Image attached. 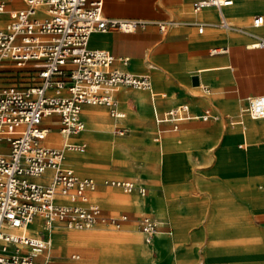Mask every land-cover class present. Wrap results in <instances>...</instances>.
<instances>
[{
    "label": "crops",
    "instance_id": "obj_1",
    "mask_svg": "<svg viewBox=\"0 0 264 264\" xmlns=\"http://www.w3.org/2000/svg\"><path fill=\"white\" fill-rule=\"evenodd\" d=\"M237 2L238 9L230 8L232 5L223 7L220 11L214 7H205L194 13L191 0H103L102 12L107 17L139 18L150 23L131 32L117 29L93 32L89 36L88 47L108 50L115 58H127L126 65L116 59L112 66L137 74H148L154 95L144 89L120 87L115 92V97L117 110L123 113L122 117L111 116L105 105L83 104L80 119L84 123V130L86 123V127L99 122L112 125V122L103 120L106 108L109 117L122 122L126 113L120 109L121 93L125 96V100L121 101L126 105L127 111L148 118V105L144 101L146 94L154 120L155 132L152 140L156 149L148 148L144 157L154 159L155 164L147 166L142 173L150 176L144 184L136 178L125 180L126 172L120 171L121 180L144 187V195H140L136 189L125 192L119 187L104 185V180L120 179L106 175L103 170L105 174L102 173L96 178L89 174L90 169L87 168L88 174H78L70 157L71 152L66 153L67 164L63 161V165L72 168L79 177L93 178L97 186L88 196L90 201L100 205L105 216H128L120 229L98 224L78 231L119 232L125 226L137 228L143 248L133 255L130 264H264V120L255 126L251 125L247 134L239 131L235 122L239 113L245 111L248 96L264 94V49L249 47L253 41L252 35L264 37V25L257 29L252 27L250 20L264 9H239V5L245 1ZM260 3L264 7V0H260ZM23 6V0H6L7 9ZM220 15L228 22L230 20L233 28L215 25ZM7 17L6 13L0 16V25ZM157 21L167 22L164 30L159 29ZM193 22H206L207 25L202 32H198V27ZM129 96L137 105L136 109L127 103ZM180 104H186L189 113L194 115L179 121L175 130L172 129L171 122L155 121L156 114L161 115ZM206 110L210 112V117L203 119L201 115ZM42 126L47 128V132L58 134L59 118L53 114L48 115L44 117ZM120 128L127 131L121 123L115 125V133ZM84 130L67 139L73 141L72 143L84 144L86 148L87 142L82 135ZM177 131L178 135L172 134ZM125 132L121 135L117 133V136H123ZM158 135L159 141H156L155 137ZM239 139L241 142L237 143ZM167 141L169 148L165 150V160L168 158L167 160H172L175 164L176 174L172 164V175L185 184L186 191L180 195H169L164 190H158L157 194L173 208L183 205L187 201L185 197H189L192 200L190 204L194 217L186 223L183 237L172 240L169 250H162V240L156 234L150 243L144 241L138 228L140 217H137L150 214L159 224L162 220L153 210L150 187L156 183L152 178L164 171L163 164L158 160V152H162V144L166 148ZM61 142L60 137L59 144H52L59 146ZM238 147L241 151H238ZM7 149V144L2 142L0 150ZM190 151H200L199 157L205 163L214 162L212 168H209L208 178L198 183V188L205 192L203 206L207 208L202 218L195 198L190 195L187 178H184L188 171L185 160ZM88 160L82 161L84 166ZM51 173V170H47L35 180L48 182ZM111 190L114 192L112 195L107 193ZM159 192L163 194L160 195ZM126 195L140 197L144 209L138 212L132 204L120 205L127 202ZM41 223V218H35L27 228L28 234L38 235ZM170 229L169 224L168 230ZM55 230L75 229L59 227L53 231ZM195 241H202V246H193ZM71 258L77 260L79 254H72Z\"/></svg>",
    "mask_w": 264,
    "mask_h": 264
},
{
    "label": "built area",
    "instance_id": "obj_2",
    "mask_svg": "<svg viewBox=\"0 0 264 264\" xmlns=\"http://www.w3.org/2000/svg\"><path fill=\"white\" fill-rule=\"evenodd\" d=\"M194 13L205 7L219 11L234 0H191ZM21 8L7 9L0 0V16L7 19L0 25V66H14L33 71L31 84L0 82V264H47L51 233L55 228L90 229L106 224L120 229L128 220L126 214L105 216L98 203L90 201L88 193L97 183L91 177H79L72 168L63 165L64 148L50 146L42 126L44 117L59 118V132L66 137L84 128L80 119L83 104L105 105L113 117H122L117 110L115 92L120 87L144 89L154 95L148 74H137L112 66L117 59L123 65L127 58H115L108 50L88 47L93 32L117 29L131 32L144 28L149 21L139 18L107 17L102 12L103 0H23ZM202 32L206 22H193ZM160 30L167 22L157 21ZM264 24V11L251 19L252 27ZM218 27L231 28L223 15ZM251 48L264 49V37L252 35ZM216 51V50H213ZM1 70V69H0ZM245 111L254 118H264V94L248 96ZM186 104L177 105L155 121L171 122L190 118ZM206 110L201 118L207 119ZM123 134L125 129H117ZM160 132V131H159ZM159 141V135L155 137ZM68 149L82 151L84 144L65 141ZM51 170L48 182L35 179ZM107 186L125 192L145 188L131 181L104 180ZM41 218L38 235H29L27 228L35 218ZM159 221L143 214L138 228L146 243L158 231Z\"/></svg>",
    "mask_w": 264,
    "mask_h": 264
},
{
    "label": "rangeland",
    "instance_id": "obj_3",
    "mask_svg": "<svg viewBox=\"0 0 264 264\" xmlns=\"http://www.w3.org/2000/svg\"><path fill=\"white\" fill-rule=\"evenodd\" d=\"M207 9L213 11V9L211 8H207ZM262 9H263V6L261 4L260 9L256 11H260ZM0 69H1L0 70V81L3 83H11V84L17 83V84L26 85V84H31L35 80L33 71H28V69L26 68L19 69L14 66L12 67V66H7L5 64H1ZM130 90L138 91L135 89H130ZM122 94L123 93L120 94V98ZM128 99L129 100L127 103L132 108L136 109L137 105L134 104V101L132 100V98L129 96ZM144 99L146 101V104L148 105V110H149L148 118H145L143 116L130 113L129 111H127L126 105L122 103L121 101L123 100L122 98L120 100V109L126 113V118H124L122 122L109 117L106 113V108H104L105 111H104L103 120L112 122V125L106 122H99V123L92 124L91 127H94V128L108 127L109 128L108 137L106 139L101 138L103 140L100 141L101 144L99 146V149L96 150L95 152H93L92 150V147H95V146L91 145V142L89 141V139L85 138V141L87 142L85 151L84 152H74V153L81 155L83 157V158L81 157L83 160H86V161L88 159L90 160H88V162L85 163V166H84V163L80 164V166H78L79 168H77V166L73 163L76 166L75 168L78 174L79 173L88 174V172H86L87 171L86 168H87V169H90L89 174L96 178L98 175L103 173L102 172L103 170L104 172H106V175L119 178L121 180L122 176H121L120 171L122 172L124 171L126 172L125 174H127L125 176V180L126 179L134 180V178H136V179L141 180L142 182L141 181L140 182L143 184L147 182L150 176L148 174H142V173L145 172V169L147 166L150 167V165L155 164V160L151 159L148 156L144 157L145 156L144 153L146 152L148 148L156 149L155 147L156 144L152 140L154 136V132H155L154 120H153V116L151 113V109L148 104V97L146 94H145ZM246 102L248 103L247 99H246ZM95 108L102 109L101 107H95ZM239 114L240 115H238L237 120H235L238 126V130L241 132L244 131L245 133H247L248 130L244 128V123L250 119V115L246 111H242ZM193 115L194 114H192L191 117H193ZM100 116H103V115L100 114ZM243 116H248L249 118L243 117ZM190 120H193V119H190ZM121 123L125 125L127 131L125 132L123 136H117V133H115V125L116 124L119 125ZM182 125L183 124H181L180 127H182ZM86 126H88L87 123L85 125V130L87 128ZM178 131L172 134L178 135L179 134ZM141 139L143 141H141ZM110 142L111 143L113 142V146L110 145ZM239 142H241L240 139L238 140L237 143ZM167 143L168 141L166 142V148L165 146L163 147V144H162V152L161 153L158 152V160L163 164L164 171L157 177L152 178V180L155 181L156 183L152 187H150L151 189L150 196L152 197V200L154 203L153 210L155 211L156 214L154 212L153 213L157 215L158 218L164 221H167L171 226V229L168 230L169 224H167V222H162V220H160L158 230L163 229V230H167L168 232H170V233L164 232V233L156 234L158 239L162 240L160 241V247L162 250L164 249L169 250L172 244L171 242L172 240L181 239L183 237L186 223L191 221L194 217V212L190 204L192 200L189 197H185V200L187 199V201H185L183 205L173 208L167 205V201L161 200V198L157 194L158 190H164L169 195H171L172 193L176 195L177 194L180 195V194H184L186 191L185 184L182 183L180 180L174 178V176L172 175L171 165L173 164V170L175 173V170L177 169L175 164L171 162L172 160H167L168 158H166L165 160L164 155H166L165 153L167 152L165 150L169 148V147L167 148L168 146ZM238 151H241V148L238 147ZM87 153L89 155H87ZM199 153L200 151L199 152L198 151L188 152L187 160H185L188 165V171L186 173V176H184V178L185 177L187 178L188 185L190 186V195L191 197L195 198L197 202V207L200 210V216L202 218L207 208L203 206V198H204L205 192L204 190H201L200 188H198V183L204 182L205 179L208 178L209 168H212L211 166L212 164H214V162L211 161V164L205 163L199 157ZM84 156H86V158H84ZM110 192L114 193L113 190L107 191L108 194H110ZM159 194L162 195L163 192H159ZM126 198H127V202L123 204L121 203L120 205L129 206L132 204L133 206H135L138 212H141L144 209V206H143V203L140 197L138 196L133 197L132 195H126ZM175 203H177V200H175ZM139 217L140 216H138L137 218ZM67 232L72 233V232H84V231H78V230H55L53 231L51 234L52 244L50 247V251L48 253V264H93L94 261L96 262V264H99L98 263L99 262L98 261V247H97V244L94 242V240H99V238L97 239L90 238L86 242L79 241V242H75L69 247H62L55 241L53 236L55 234L65 236ZM88 232L94 233L97 231L93 230V231H88ZM102 232L105 233L104 235L106 236L111 235V233H114V235H118V236L120 235L119 236L120 238L116 236L112 240L114 243H116L117 246L120 247V249H124L129 246V248H127V250H129L127 251L129 258L132 259L133 255L136 252H138L139 249L136 250L130 244L128 246L126 245L124 248L120 245V244H124V241L121 238L123 237V239H125L124 237L127 236L125 235L127 233L128 235L134 234V235L140 236L135 226L133 227L125 226L119 232H112V231L111 232L102 231ZM101 242H104V240H101ZM202 243H203L202 241H198V242L195 241L192 244L193 246L198 248L202 246ZM151 247H154V245H151ZM72 254H79V259L77 260L72 259L71 258ZM92 254L94 258L91 256ZM43 256H47V253H45Z\"/></svg>",
    "mask_w": 264,
    "mask_h": 264
},
{
    "label": "bare ground",
    "instance_id": "obj_4",
    "mask_svg": "<svg viewBox=\"0 0 264 264\" xmlns=\"http://www.w3.org/2000/svg\"><path fill=\"white\" fill-rule=\"evenodd\" d=\"M244 1H245V3H243L242 5H239L240 6L239 9L243 8L244 10H249V11H256V10L260 9V6H261L260 0H244ZM230 8L238 9L237 0L235 1V3ZM263 9H264V7H263ZM229 23L232 25V23L230 21H229ZM263 25L259 26V28L262 27ZM259 28L257 27V29H259ZM121 98L124 100L125 96L122 94ZM263 120H264V118L259 119V118H254V117L250 116V119L244 123V128L249 130V127H251V125L255 126V124H257L259 122L261 123V121H263ZM83 130H84V128H83ZM83 130H81V132ZM108 133H109L108 127H103V128L87 127L82 135H84V138L89 139V141L91 142V145L95 146V147H92L93 152H95L96 150L99 149V146L101 144L100 141H102L103 139H106L108 137ZM58 134L60 135V137L62 139V142L59 146L52 144V143L59 144L60 137ZM58 134L56 132L48 131V132H46L45 140L54 146H57L59 148H64L65 157H64L63 161L65 164H67L66 163L67 162L66 153L67 152H73V153H70V157H72L73 163L77 166V168H79L78 166H80V164L83 163L82 162L83 157L81 155L74 153V152H84L85 148L82 151H76L73 149H68V148L63 147L66 140L69 142H73V141H70L69 139H65V137L60 132H58ZM101 138H103V139H101ZM110 145L113 146V142L112 143L110 142ZM87 155H89V154L87 153ZM84 158H86V156H84ZM110 194L112 195L113 193L110 192ZM92 200H94V199H92ZM164 232L170 233V232L165 231V230H158L156 234L164 233ZM104 234L105 233H103L102 231H97L94 233L93 232H72V233L67 232L65 236L55 234L53 237H54L55 241L62 247H69L72 244H74L75 242H79V241L86 242L90 238H93V239L99 238V240H94V242L97 244V247H98V261H99L98 263L99 264H130L132 259L129 258V255L127 253V251H129V250H127V248H129L128 245L129 244L132 245L136 250L140 249L142 247V241L140 239V236H138V235H134V234L128 235V233L125 234V235H127L124 237L125 239H123V237L121 238L124 241V244H120V245L123 248L126 245L128 247H126L124 249H120V247L117 246L116 243H114L112 240L114 237H116L118 235H114V233H111V235L106 236ZM96 236H98V237H96ZM119 236H118V238H120ZM94 237H96V238H94ZM50 240L52 243L51 238H50ZM101 240H104V242H101Z\"/></svg>",
    "mask_w": 264,
    "mask_h": 264
}]
</instances>
